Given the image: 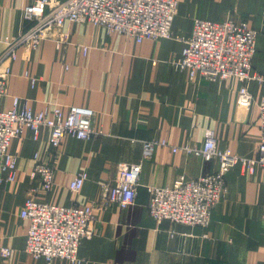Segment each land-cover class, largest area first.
Returning a JSON list of instances; mask_svg holds the SVG:
<instances>
[{
  "label": "crops",
  "instance_id": "obj_1",
  "mask_svg": "<svg viewBox=\"0 0 264 264\" xmlns=\"http://www.w3.org/2000/svg\"><path fill=\"white\" fill-rule=\"evenodd\" d=\"M35 0H0V58L28 28L23 9ZM171 39L136 43L103 27L66 24L49 31L37 49L17 47L2 107L11 97L28 100L39 112L53 105L93 111L91 138L65 137L52 150L48 131L36 140L24 129L9 153L16 157V179L0 181V248L12 251L0 264H45L24 250L28 222L19 217L27 198L57 206H91L93 235L81 242L80 264H264V170L249 174L236 165L225 176L227 193L203 229L163 221L148 213L150 187H169L178 176L195 179L215 171L216 161L176 153L171 147L201 148L204 132L213 131L220 150L246 158L257 156V106L263 89L251 83L249 107L237 105L240 83L190 79L173 62L180 58V39L191 34L195 19L246 21L257 31L252 71L264 77V0H176ZM62 33L67 34L64 42ZM87 47L82 55L80 48ZM27 74L37 81L31 86ZM165 141L143 161L145 141ZM34 155L53 167V185L44 192L34 174ZM119 163L142 164L139 186L130 206L97 202L111 184ZM85 173L81 190L70 181ZM206 235V237H204ZM52 264H71L55 260Z\"/></svg>",
  "mask_w": 264,
  "mask_h": 264
},
{
  "label": "built area",
  "instance_id": "obj_2",
  "mask_svg": "<svg viewBox=\"0 0 264 264\" xmlns=\"http://www.w3.org/2000/svg\"><path fill=\"white\" fill-rule=\"evenodd\" d=\"M176 8V0H35L25 7L23 20L30 25L16 42L9 44L8 50L0 58V181L4 180L1 178L3 173H8L5 182L12 183L16 179V157L9 153V147L24 129L33 133L34 140L42 129H46L52 150L57 149L65 137L85 141L93 134V111L87 108L70 106L64 109L53 105L34 112L28 100L18 96L11 97L9 109L2 107L17 47L37 49L49 31L60 30L66 24L103 27L108 34L121 35L136 43L171 39ZM257 34L246 21L230 17L218 22L199 18L194 20L190 36L180 39L183 48L180 58L173 62V67L186 72L190 79H236L240 83L237 105L245 108L251 105L253 99L249 85L254 82L262 87L263 95L257 106L259 144L256 157H240L229 149H218L214 132L205 131L201 148L171 147L173 153L181 150L188 156L206 162L214 160L217 167L212 173L195 179L178 176L169 187L148 188V213L157 224L168 221L188 227L207 228L212 211L227 193L226 174L236 165L249 174H253L257 167L264 170V77L252 71ZM61 36L57 47L67 38L66 33ZM87 50V47L80 48L82 55ZM24 76L29 79L31 86L35 85V78L27 74ZM166 146L168 144L163 140L143 142V161L152 158L155 148ZM33 162L34 174L47 193L53 185V167L41 162L37 155H34ZM141 172V163L117 164L112 183L103 187L97 205H132ZM86 179L85 173L77 174L68 185L69 191L78 193ZM19 217L28 222L24 248L27 254L34 259H43L45 264H52L55 260L80 264L79 246L93 235L91 206L75 203L57 206L27 198ZM11 254V249L0 248L2 259H8Z\"/></svg>",
  "mask_w": 264,
  "mask_h": 264
}]
</instances>
